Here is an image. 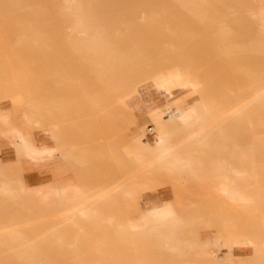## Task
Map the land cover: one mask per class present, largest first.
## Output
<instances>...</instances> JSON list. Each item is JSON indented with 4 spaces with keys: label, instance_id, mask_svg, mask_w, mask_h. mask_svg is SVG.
I'll return each mask as SVG.
<instances>
[{
    "label": "rangeland",
    "instance_id": "374dc122",
    "mask_svg": "<svg viewBox=\"0 0 264 264\" xmlns=\"http://www.w3.org/2000/svg\"><path fill=\"white\" fill-rule=\"evenodd\" d=\"M176 66L194 87L172 85ZM163 84L164 109L194 97L184 116L150 115ZM152 122L167 130L140 167L130 143ZM93 195L102 216L72 217ZM165 202L180 229L157 227L156 245L110 224ZM229 232L264 264V0H0V264H213Z\"/></svg>",
    "mask_w": 264,
    "mask_h": 264
},
{
    "label": "crops",
    "instance_id": "0c3cea01",
    "mask_svg": "<svg viewBox=\"0 0 264 264\" xmlns=\"http://www.w3.org/2000/svg\"><path fill=\"white\" fill-rule=\"evenodd\" d=\"M157 94V93H156ZM155 94V95H156ZM163 94V93H161ZM154 95V96H155ZM164 95V94H163ZM172 98V97H171ZM171 98H167L166 96H155L154 97V104L156 105L155 108H153L152 110H150V115L152 117L158 118L161 121H164V118H166V116L164 115L165 113H169L171 111H173L174 109H176L179 105H192L190 102H192L194 100V97H189V98H185V99H181L178 100L177 103H174L172 105H170L168 108L164 109L163 107V101H167L170 100ZM158 101H160V104L158 103ZM167 119V118H166ZM155 126H156V132L154 135H151V138H148V141L145 142L143 141V143L137 144V143H130V146L132 147L131 149V155L128 156L131 161L136 164L137 166H143V167H149L150 162H153V159L157 153V149H156V145L153 144V141L156 139L157 134H159L162 131H166L167 127L166 125L163 124H156L155 122H152ZM152 129V128H151ZM140 132H138L137 134L133 135L132 138L136 137V135H138ZM169 136L171 137V139H178V138H185L187 136V132L186 131H176L174 133H169ZM142 142V141H141ZM186 147H191L194 144H185ZM180 144L179 145H173L172 149H171V154L172 156H176L177 158H179V156L177 155V153L181 152L180 151ZM28 159L34 161V163L40 164L44 161V159H49V157H42L41 161H38L37 158H31L30 156H27ZM155 163H159L162 164V168L163 170H160V172H163L164 174V169H169V164L167 162H155ZM194 163V156L193 155H187L184 158H181L178 163L177 166H175L174 168H185V169H193V168H188L190 166H192V164ZM173 168V169H174ZM178 174H187L188 173H178ZM190 176V175H189ZM230 185V184H229ZM58 191H55L54 187L52 188L51 194L52 197H55L58 193V195H61V190H64V195L61 196H66L68 195V193H70V189L68 187H64V186H56ZM75 192H79V189H74ZM73 191V192H74ZM106 196V195H105ZM92 199L94 201L90 202H84L82 204H80L79 209H77L73 214L72 217H74L76 219V216L79 217V212L80 210H89L90 212H92L93 216H102L101 212L99 211L98 208H94L95 204L99 202V200L96 197H92ZM230 199V198H227ZM156 211V212H155ZM166 211H168L166 213ZM152 215V216H151ZM175 215H177V213L174 210V207L171 203H163V204H156L153 205L151 207L148 208H144L142 214L138 217V218H128V217H116V218H112L110 221V224L112 226L115 227V232H119L120 237L123 238H130L132 240H139L141 241V239H145L147 237H153L150 240H148V244L149 242H154V245H156V240L154 238L155 236V232H156V228L157 227H162L163 229H159V231H162L164 234L163 236H167V233H170L172 231H175L178 229H180V226L178 227V225L176 224V220L172 219V217H174ZM150 216V218H149ZM124 218H126L127 220L131 221L133 226H134V230L131 234H127V229H125L124 227ZM119 219H121V222L119 223ZM236 233H231L229 232L226 236L223 237V240L221 243V247L223 249L226 250L225 252V256L218 260V261H214L212 262L213 264H252L250 263L249 259H244L243 256L239 255L236 253V251H246L248 248L251 249L250 254L256 255V249H255V245H253L251 243V240L249 238H241V237H237L235 235ZM244 234V233H243ZM176 239L172 238L170 241ZM98 241H102V240H98ZM184 240L180 241L177 240L176 244H171V242H169V244H166V246H169L171 248H176L179 247V243H183ZM147 244V245H148ZM203 244H214V241L210 240V239H206L205 242L202 243ZM150 246V244H149ZM250 254H246L247 256H249ZM204 255V252H203ZM245 255V256H246ZM205 256V255H204ZM234 256H239V257H234ZM206 257H209L208 255H206ZM213 258V257H211Z\"/></svg>",
    "mask_w": 264,
    "mask_h": 264
},
{
    "label": "bare ground",
    "instance_id": "6f19581e",
    "mask_svg": "<svg viewBox=\"0 0 264 264\" xmlns=\"http://www.w3.org/2000/svg\"><path fill=\"white\" fill-rule=\"evenodd\" d=\"M80 30V29H79ZM169 77L172 81V85L176 88V86H179L180 88H190V87H194V83H192V81L190 80V78L187 76L186 74V70L182 69L179 66L173 67L169 73ZM154 81H156L154 79ZM162 84V83H160ZM157 88H152L153 86H149L151 89L150 93H147L143 96V101L146 105L147 110H149L150 108L155 107L154 104V100H153V96L156 93L159 92H163L167 97H170L173 95V89L172 87H168L166 85H156ZM147 92V91H146ZM194 106V105H193ZM187 112V108L185 107H180L179 109H177L176 111H172L170 113L167 114V116L172 119V118H177V117H182L185 115V113ZM160 141H166L164 137L160 138ZM166 143V142H165ZM163 143V144H165ZM164 147V145H163ZM162 147V149H163ZM166 149L164 148V151ZM159 151H161V149H159ZM174 161V160H173ZM176 163V162H175ZM235 173L238 175H243L244 173L241 172L240 170H235ZM228 190L227 193L231 196V197H236L237 195H235L234 190L232 188L231 185L228 186ZM156 212V211H155ZM168 211H166L167 213ZM169 213V212H168ZM92 212H83L81 215L82 218L86 219L88 217V215H91ZM152 216V215H151ZM150 218V216H149ZM124 227L125 229H127V233H132L134 230V226L132 224L131 221L125 219L124 220ZM53 230V229H52Z\"/></svg>",
    "mask_w": 264,
    "mask_h": 264
},
{
    "label": "built area",
    "instance_id": "2783aa9c",
    "mask_svg": "<svg viewBox=\"0 0 264 264\" xmlns=\"http://www.w3.org/2000/svg\"><path fill=\"white\" fill-rule=\"evenodd\" d=\"M151 129V128H150Z\"/></svg>",
    "mask_w": 264,
    "mask_h": 264
}]
</instances>
